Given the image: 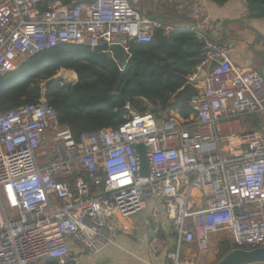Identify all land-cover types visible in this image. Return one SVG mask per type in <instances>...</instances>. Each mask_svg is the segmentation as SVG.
<instances>
[{"label": "built area", "instance_id": "2783aa9c", "mask_svg": "<svg viewBox=\"0 0 264 264\" xmlns=\"http://www.w3.org/2000/svg\"><path fill=\"white\" fill-rule=\"evenodd\" d=\"M8 0L0 6V76L27 58L60 45L97 47L116 39L149 43L157 29L131 0ZM188 29L206 40L202 92L189 119L131 111L117 129L74 137L44 98L0 113V264L72 260L113 244L116 217L143 213L155 201L156 253L166 250L163 207L181 246L208 253L212 235L225 232L235 249L264 247V130L223 134L221 122L264 113V74L236 66L228 48L212 39L217 26L208 7L194 2ZM264 42V39H263ZM146 149L141 177L137 146ZM198 197L204 208L194 210Z\"/></svg>", "mask_w": 264, "mask_h": 264}, {"label": "trees", "instance_id": "16d2710c", "mask_svg": "<svg viewBox=\"0 0 264 264\" xmlns=\"http://www.w3.org/2000/svg\"><path fill=\"white\" fill-rule=\"evenodd\" d=\"M54 1L44 0L42 8ZM60 1L68 5L73 0ZM211 1L218 6L228 2ZM246 5L251 18L264 19V0H246ZM110 46L65 44L25 59L15 71L0 76V113L44 98L55 109L60 124L76 138L104 128L117 129L131 111L152 112L162 118L171 110L185 120L196 115L192 93L173 99L205 59V39L188 28L157 29L149 43L127 42L124 65L113 58ZM61 70L73 71L77 81L55 79ZM234 249L230 241L224 242L220 258ZM45 264L58 262L46 259ZM169 264L173 262L169 260Z\"/></svg>", "mask_w": 264, "mask_h": 264}, {"label": "crops", "instance_id": "0c3cea01", "mask_svg": "<svg viewBox=\"0 0 264 264\" xmlns=\"http://www.w3.org/2000/svg\"><path fill=\"white\" fill-rule=\"evenodd\" d=\"M7 1L0 0V6ZM131 2L135 7L142 9L149 20L164 23L173 29L188 28L190 24L189 11L192 4L194 2L205 4L217 26L212 39L228 48V55L236 66L264 74V19L250 17L246 0H228L223 6H218L211 0H131ZM123 40L116 39V41H112V44L121 43L125 47ZM200 73L198 71L191 76L188 82H197L195 86L199 94H201L203 87V78H201ZM75 82L73 81V83ZM165 116L181 118L177 112L171 110L165 112L163 117ZM221 129L225 135L231 132L237 134L264 130V113L242 116L234 120H223ZM197 201L194 210L204 208L199 197ZM155 207V201H151L143 213L126 218L118 215L116 223L120 227V231L113 244L103 248L93 256H89L81 248L75 247L70 262L75 261L76 264H169L168 253L177 249V243L176 234L170 226L165 209L163 207L158 209L162 218V228L165 232L163 236L168 240L164 252L152 251L150 242L155 231H152L150 236L151 226L148 222L143 223L144 219L152 217ZM225 236L229 238L225 232L212 235L211 244L213 245ZM180 249L185 259L197 264H210V260L216 259L212 253L199 252L196 243L183 244Z\"/></svg>", "mask_w": 264, "mask_h": 264}, {"label": "water", "instance_id": "95a60500", "mask_svg": "<svg viewBox=\"0 0 264 264\" xmlns=\"http://www.w3.org/2000/svg\"><path fill=\"white\" fill-rule=\"evenodd\" d=\"M111 54L113 58L120 64L124 65L127 61V51L121 43L111 44ZM218 65L217 62H212L207 69L201 71V78H205L207 74L211 73L213 69ZM197 82L188 83L181 91L177 93L174 100L177 101L182 98L186 93L190 92L194 99H197L199 92L196 89ZM138 153L141 158V177H148L150 174V165L147 157L146 149L143 145L137 146ZM148 222L151 226L149 235L152 231H155L157 226L152 217H147L143 220V223ZM170 236V235H169ZM170 240V239H169ZM68 264H76L72 261ZM216 264H264V247L255 249H234L221 258Z\"/></svg>", "mask_w": 264, "mask_h": 264}, {"label": "rangeland", "instance_id": "374dc122", "mask_svg": "<svg viewBox=\"0 0 264 264\" xmlns=\"http://www.w3.org/2000/svg\"><path fill=\"white\" fill-rule=\"evenodd\" d=\"M55 79H60L64 82H72L73 81H77V76L73 71L70 70H61L58 75L55 77ZM40 87L42 88V90L44 91L45 89V84L42 83L40 85ZM226 241H230V239L228 238V236H225L223 238H220L216 243H213V245L211 244V248L209 250V253H212L213 255H215V260H210L209 263L210 264H216L221 258H220V252H221V247L223 245L224 242ZM183 255V254H182ZM182 258H184L182 256ZM38 264H42V263H38ZM44 264V263H43Z\"/></svg>", "mask_w": 264, "mask_h": 264}]
</instances>
